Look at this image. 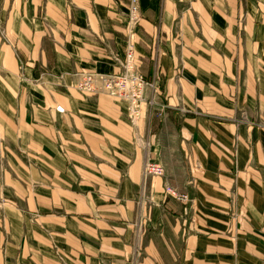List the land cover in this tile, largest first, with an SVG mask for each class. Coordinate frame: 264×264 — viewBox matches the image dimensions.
Masks as SVG:
<instances>
[{
  "label": "crops",
  "instance_id": "1",
  "mask_svg": "<svg viewBox=\"0 0 264 264\" xmlns=\"http://www.w3.org/2000/svg\"><path fill=\"white\" fill-rule=\"evenodd\" d=\"M140 7L0 0V264H264V0ZM130 46L159 119L74 87Z\"/></svg>",
  "mask_w": 264,
  "mask_h": 264
},
{
  "label": "built area",
  "instance_id": "2",
  "mask_svg": "<svg viewBox=\"0 0 264 264\" xmlns=\"http://www.w3.org/2000/svg\"><path fill=\"white\" fill-rule=\"evenodd\" d=\"M140 18V0H130L128 25L130 35L134 33V28ZM115 60L120 65V71L113 73L82 72L78 74L74 87L84 95H105L126 102L128 117L132 123L142 116V105H146L150 113L154 106L157 114L163 116L167 110L166 104L154 99L160 88V77L154 76L149 79L142 73L141 59L135 57L131 46L124 58L115 57ZM145 174L162 177L165 174V168L160 163L148 162L145 165ZM164 190L167 195L183 203H187L190 199L187 193L181 192L170 184L165 185Z\"/></svg>",
  "mask_w": 264,
  "mask_h": 264
},
{
  "label": "rangeland",
  "instance_id": "3",
  "mask_svg": "<svg viewBox=\"0 0 264 264\" xmlns=\"http://www.w3.org/2000/svg\"><path fill=\"white\" fill-rule=\"evenodd\" d=\"M159 89V88H158ZM155 96V95H154ZM154 99H156L157 101H159L160 103H162V101H161V99H160V97H159V94H158V92L156 93V96L154 97ZM145 106V107H144ZM147 108V106L146 105H142V108ZM166 108H168V106H166ZM151 117H152V119L153 120H156L157 118L159 119V115L157 114V112H156V110H155V107L153 106V110L151 111ZM154 127H152V129H153ZM153 131H154V129H153ZM141 143H143V142H141ZM0 145H1V142H0ZM148 162H152V161H148ZM147 162V163H148ZM146 163V164H147ZM185 164H186V160H185V162H184ZM189 162H187V164H188ZM145 164V165H146ZM161 164V163H160ZM145 165H144V168H143V177L144 178H147V177H149V176H156V175H146L145 174ZM197 166H198V164H197ZM165 168V167H164ZM165 175V174H164ZM163 175V176H164ZM162 176V177H163ZM156 177H159V176H156ZM167 184H169V183H166L165 185H167ZM171 185V184H170ZM173 186V185H172ZM165 187V186H164ZM175 187V186H174ZM177 188V187H176ZM178 189V188H177ZM179 190V189H178ZM181 191V190H180ZM181 192H183V191H181ZM164 193H165V190H164ZM184 193H187V192H184ZM188 194V193H187ZM165 195L167 196V197H171V196H169V195H167L166 193H165ZM189 195V194H188ZM172 198V197H171ZM189 198H190V196H189ZM175 199V198H174ZM177 200V199H176ZM191 199H189V201H190ZM142 201V200H141ZM179 202H181L180 200H178ZM188 201V202H189ZM5 202V201H4ZM187 202V203H188ZM181 203H183V202H181ZM187 203H183V204H187ZM143 204V203H142ZM142 204H141V207H142ZM147 204H145V206L143 205V209H142V212H141V214L138 216V219H137V223H138V225L137 226H135V228L136 229H134L133 230V240H134V250H137V249H139V246H140V242H141V238L143 237V235H144V233H145V230L142 228L143 227V223H144V221H143V219H145V217L146 216H144V215H146V214H148V212H147V206H146ZM1 207H2V205H1ZM149 211V210H148Z\"/></svg>",
  "mask_w": 264,
  "mask_h": 264
}]
</instances>
